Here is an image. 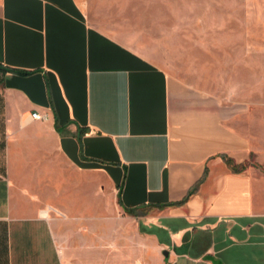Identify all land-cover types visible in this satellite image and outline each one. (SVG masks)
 Wrapping results in <instances>:
<instances>
[{
  "label": "crops",
  "instance_id": "0c3cea01",
  "mask_svg": "<svg viewBox=\"0 0 264 264\" xmlns=\"http://www.w3.org/2000/svg\"><path fill=\"white\" fill-rule=\"evenodd\" d=\"M89 6L0 0V264H264V110L171 80Z\"/></svg>",
  "mask_w": 264,
  "mask_h": 264
},
{
  "label": "rangeland",
  "instance_id": "374dc122",
  "mask_svg": "<svg viewBox=\"0 0 264 264\" xmlns=\"http://www.w3.org/2000/svg\"><path fill=\"white\" fill-rule=\"evenodd\" d=\"M90 20L171 80L264 110V0H90Z\"/></svg>",
  "mask_w": 264,
  "mask_h": 264
},
{
  "label": "trees",
  "instance_id": "16d2710c",
  "mask_svg": "<svg viewBox=\"0 0 264 264\" xmlns=\"http://www.w3.org/2000/svg\"><path fill=\"white\" fill-rule=\"evenodd\" d=\"M6 69H3L0 67V72H6ZM227 165L232 169L233 172H240L245 169L246 165H240L237 166L231 159H225ZM196 190V187H194L190 192L189 195H191Z\"/></svg>",
  "mask_w": 264,
  "mask_h": 264
},
{
  "label": "built area",
  "instance_id": "2783aa9c",
  "mask_svg": "<svg viewBox=\"0 0 264 264\" xmlns=\"http://www.w3.org/2000/svg\"><path fill=\"white\" fill-rule=\"evenodd\" d=\"M32 118L34 120H38V121H46L47 120V117L45 115H40L38 113H33Z\"/></svg>",
  "mask_w": 264,
  "mask_h": 264
}]
</instances>
